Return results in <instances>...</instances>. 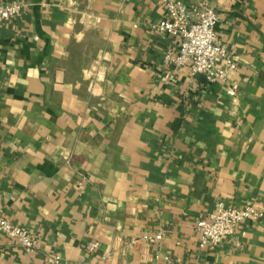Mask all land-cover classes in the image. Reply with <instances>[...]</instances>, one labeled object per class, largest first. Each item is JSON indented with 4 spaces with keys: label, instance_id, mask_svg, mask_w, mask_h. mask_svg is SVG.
Here are the masks:
<instances>
[{
    "label": "crops",
    "instance_id": "obj_1",
    "mask_svg": "<svg viewBox=\"0 0 264 264\" xmlns=\"http://www.w3.org/2000/svg\"><path fill=\"white\" fill-rule=\"evenodd\" d=\"M180 1L220 16L229 82L170 60L162 0H0L23 7L0 24V214L37 244L0 236V264H264V217L215 250L197 230L264 210V0Z\"/></svg>",
    "mask_w": 264,
    "mask_h": 264
},
{
    "label": "built area",
    "instance_id": "obj_2",
    "mask_svg": "<svg viewBox=\"0 0 264 264\" xmlns=\"http://www.w3.org/2000/svg\"><path fill=\"white\" fill-rule=\"evenodd\" d=\"M162 3L166 17L156 30L160 35L174 38L178 44L176 55L170 60L178 67L188 68L193 76H203L209 82H229L238 66L233 54L222 44L216 33L221 19L218 13L205 6L190 8L180 0H162ZM22 11L23 7L17 3L0 2V24L19 17ZM237 92V86L229 89L232 97ZM263 217L264 210L254 206L237 209L219 202L215 212L197 226L199 247L203 250H215L235 235L240 224ZM0 236L16 241L27 253H33L37 249V244L27 229L14 225L1 214ZM149 240L161 241L162 235ZM52 261L53 264H60L58 257H54Z\"/></svg>",
    "mask_w": 264,
    "mask_h": 264
},
{
    "label": "water",
    "instance_id": "obj_3",
    "mask_svg": "<svg viewBox=\"0 0 264 264\" xmlns=\"http://www.w3.org/2000/svg\"><path fill=\"white\" fill-rule=\"evenodd\" d=\"M199 77L204 78L203 76H199Z\"/></svg>",
    "mask_w": 264,
    "mask_h": 264
}]
</instances>
